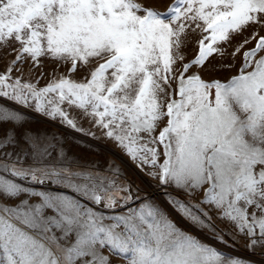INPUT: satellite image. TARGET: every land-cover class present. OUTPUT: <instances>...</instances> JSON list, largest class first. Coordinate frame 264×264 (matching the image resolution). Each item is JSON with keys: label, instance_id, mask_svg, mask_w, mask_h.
<instances>
[{"label": "snow or ice", "instance_id": "obj_1", "mask_svg": "<svg viewBox=\"0 0 264 264\" xmlns=\"http://www.w3.org/2000/svg\"><path fill=\"white\" fill-rule=\"evenodd\" d=\"M261 29L264 0H174L166 10L155 0H0V50L20 46L0 74V97L34 102L35 111L83 131L62 105L74 107L137 167L150 165L160 185L202 197L192 204L166 193L193 225L226 243L211 222L215 212L249 248L264 247ZM197 32L198 54L184 63L182 49ZM236 36L238 74L227 83L205 79L206 62ZM45 57L70 75L41 88L19 77L9 83L18 62L42 66ZM81 69V79L71 78ZM0 121L15 125L0 133V171L19 178L0 175V264H248L185 232L147 199L129 207L140 197L118 182L113 162L102 171L46 136L18 134L22 113L0 108Z\"/></svg>", "mask_w": 264, "mask_h": 264}, {"label": "rangeland", "instance_id": "obj_2", "mask_svg": "<svg viewBox=\"0 0 264 264\" xmlns=\"http://www.w3.org/2000/svg\"><path fill=\"white\" fill-rule=\"evenodd\" d=\"M173 3L174 0H155L156 7L161 10H166V8ZM255 30V26L250 27L244 35L247 36ZM260 34L264 35V29L260 30ZM200 35L201 34L198 32L188 35V42L182 49L185 57L184 63L194 59L198 54L197 40L200 38ZM241 39V36H236L232 45H221L222 48L226 49L223 56L214 54L209 58L202 72L205 79L214 78L227 83L232 76L238 74L242 64V56L237 54L233 57L231 53L233 52L234 45ZM253 46V43H249L244 50ZM19 47V43L17 42L13 45L12 49L0 50V74L6 73L7 68L10 66V62L15 59V56L19 53ZM40 65L42 66L33 65V62L28 58H26V62L24 63L18 62L13 72L9 74V83L14 82V80L19 77L22 83H35L37 88H41L45 87L53 79L59 78L61 75H70L67 72V65H60L51 57L41 58ZM226 65H232V67L227 68L225 67ZM193 70H199V66H195ZM83 75L84 69H81L74 76H71V78L79 80ZM32 103L33 107H24L8 98L0 97V108L22 113L26 120V123H24L21 128L16 129L18 134L23 131V129H30L33 133L41 134L42 137L46 136L51 143L56 145L57 151L60 147H63L67 156L72 160L78 162H95L102 171L109 162H113L122 172V175L116 178L118 182L121 185L131 184L132 194L140 197V200L131 203L129 207H138L140 203L145 202V199H147L158 206L179 228L195 236L200 241L217 248L226 255L240 257L247 261L248 264H264V247L257 245L254 249L249 248L250 239L246 235L237 232L235 226L230 222L218 218L215 212H209L211 222L216 230L223 235V240L226 243L217 240L210 228H200L185 219L175 209L173 204L169 203V197L166 193H170L173 198H179L185 202L191 201L192 204L199 203L202 197H189L183 191L177 190L175 187L160 185L156 179L148 175L149 171L152 170L150 165H145L142 169L137 167L113 140L105 138L103 131L93 126L89 120L81 115L79 110L74 107L70 108L67 104L62 105V107L68 111L69 117L74 118L78 127L83 129V131H77L68 127L66 124H62L59 118L53 120L35 111L34 102ZM20 107H24L25 110ZM164 123H166V118ZM162 126L163 125H161V127ZM14 127L15 125L11 121H0V133ZM89 133H94V135ZM53 135H55V139H52ZM117 155L123 156L135 166L131 163L125 165ZM162 160L163 157L160 158V162H162ZM0 175H4L5 178L19 180V178L11 177L8 173H3L2 171H0ZM24 183L30 184L28 181H24ZM30 186L37 190H44L50 187L48 184H31ZM51 187L54 188V186ZM153 190H157L159 193L154 195L152 193ZM126 194L127 193L123 192L120 193L121 196ZM3 203H7L11 206L18 203V201L5 200ZM201 207L204 208L205 211H208L206 205H201ZM193 211L195 212L196 210L193 209Z\"/></svg>", "mask_w": 264, "mask_h": 264}, {"label": "water", "instance_id": "obj_3", "mask_svg": "<svg viewBox=\"0 0 264 264\" xmlns=\"http://www.w3.org/2000/svg\"><path fill=\"white\" fill-rule=\"evenodd\" d=\"M19 107V106H18ZM21 109H23L24 110V107H20ZM34 114V113H33ZM37 115V114H36ZM39 116V115H38ZM118 156V158L125 164V165H127V159L126 158H124L123 156L121 157V156H119V155H117ZM121 158H124L125 160H126V162L124 161V159H121ZM129 163H131V164H133L131 161H128ZM134 165V164H133ZM135 166V165H134ZM139 170V169H138ZM140 171V170H139Z\"/></svg>", "mask_w": 264, "mask_h": 264}, {"label": "bare ground", "instance_id": "obj_4", "mask_svg": "<svg viewBox=\"0 0 264 264\" xmlns=\"http://www.w3.org/2000/svg\"><path fill=\"white\" fill-rule=\"evenodd\" d=\"M25 110V109H24ZM33 113V112H32ZM35 114V113H34ZM120 156V155H119ZM121 159H124V158H121ZM124 161L126 162V160L124 159ZM127 163V165H129L130 163L127 161L126 162ZM156 192H158V191H156ZM158 193H155L154 195H157Z\"/></svg>", "mask_w": 264, "mask_h": 264}, {"label": "built area", "instance_id": "obj_5", "mask_svg": "<svg viewBox=\"0 0 264 264\" xmlns=\"http://www.w3.org/2000/svg\"><path fill=\"white\" fill-rule=\"evenodd\" d=\"M156 191H157V190H153V192H152V193H153V194H155V193H159V192H156Z\"/></svg>", "mask_w": 264, "mask_h": 264}]
</instances>
